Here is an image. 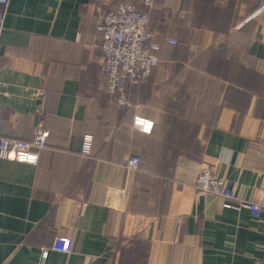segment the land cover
I'll return each instance as SVG.
<instances>
[{"label":"crops","instance_id":"crops-1","mask_svg":"<svg viewBox=\"0 0 264 264\" xmlns=\"http://www.w3.org/2000/svg\"><path fill=\"white\" fill-rule=\"evenodd\" d=\"M123 1L142 3L10 0L1 133L31 140L43 89L49 136L37 164L0 158V264H264V0H153L159 61L127 108L105 90L98 30ZM205 165L234 198L196 190ZM257 199L258 216L225 206Z\"/></svg>","mask_w":264,"mask_h":264},{"label":"built area","instance_id":"built-area-1","mask_svg":"<svg viewBox=\"0 0 264 264\" xmlns=\"http://www.w3.org/2000/svg\"><path fill=\"white\" fill-rule=\"evenodd\" d=\"M10 0H0V37L5 29V20ZM145 5L152 6L153 0H144ZM264 9L263 5L258 9ZM257 11V12H258ZM148 15L140 12L137 6L130 1H123L108 10L99 20L98 30L101 33V47L104 55L103 70L107 74L105 86L112 93L118 94L120 106L129 105L125 92V84L137 85L146 79L158 64L156 53L158 45L152 41V35L147 29ZM174 42V41H171ZM41 98L38 115L40 117L31 140L5 136L0 129V158L23 163L37 164L39 149L46 146L49 131L44 124L45 118V91L37 92ZM136 125L142 130L150 131L152 123L136 118ZM92 135H85L82 151L91 152ZM140 158L129 155L124 159V165L132 170L139 167ZM196 190L202 194H216L228 199L235 197V191L228 187L224 180L216 175L212 166H203L195 180ZM86 202H84V205ZM227 207H246L251 213L258 216L262 211L263 201H239L238 205L226 203ZM75 241L72 237L58 235L54 238L52 248L66 253L72 252ZM46 254V251H45Z\"/></svg>","mask_w":264,"mask_h":264},{"label":"trees","instance_id":"trees-1","mask_svg":"<svg viewBox=\"0 0 264 264\" xmlns=\"http://www.w3.org/2000/svg\"><path fill=\"white\" fill-rule=\"evenodd\" d=\"M130 2L133 3V4H135L140 12L146 13V14L148 15L147 29H148V31H149V32L151 33V35H152V41L158 45V49H157L156 53H157V55H159L158 52H159V50L161 49V44L155 39L154 34H153V32L151 31L152 29H151V27H150V11H151L152 7L149 6V5H145V4H144V0H142V3H141L140 5H139V4H136V3L133 2V1H130ZM153 2H154V1H153ZM100 34H101V33H100ZM101 38H102V36H101ZM171 41H172V40H170V43H172ZM173 43H176V41H174ZM154 68H155V67H154ZM154 68H153V69H154ZM103 71H104V70H103ZM152 71H153V70H152ZM104 73H105L106 78H107V74H106L105 71H104ZM148 77H149V76H148ZM148 77H147V78H148ZM147 78H146V79H147ZM105 80H106V79H105ZM144 80H145V79H144ZM144 80H142V81H144ZM142 81H140L137 85H131V84H129V83L125 84V92H126V95H127L128 100H129L128 89H133V88L136 89V88L140 85V83H141ZM105 90H106L108 93H110V94L114 97V100H115L116 104H117L119 107H121V108H127V107H129V106L131 105V104H130L131 101L129 100V105H128V106H125V107L120 106L119 103H118V101H117L118 94L110 92V91L108 90L107 87H106ZM92 147H93V143H92ZM91 155H93L92 148H91V152L88 153L86 156H89V157H90ZM137 156H138V155H137ZM139 158H140V157H139ZM140 165H141V158H140V164H139V167H140ZM139 167H138V168H139ZM138 168H136V169H132V170H137Z\"/></svg>","mask_w":264,"mask_h":264}]
</instances>
